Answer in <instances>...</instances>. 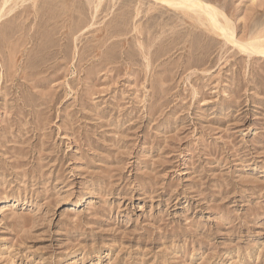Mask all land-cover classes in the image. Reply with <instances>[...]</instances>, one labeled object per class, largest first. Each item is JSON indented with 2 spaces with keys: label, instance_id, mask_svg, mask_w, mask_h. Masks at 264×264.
I'll list each match as a JSON object with an SVG mask.
<instances>
[{
  "label": "rangeland",
  "instance_id": "374dc122",
  "mask_svg": "<svg viewBox=\"0 0 264 264\" xmlns=\"http://www.w3.org/2000/svg\"><path fill=\"white\" fill-rule=\"evenodd\" d=\"M6 1L0 264H264V0Z\"/></svg>",
  "mask_w": 264,
  "mask_h": 264
},
{
  "label": "bare ground",
  "instance_id": "6f19581e",
  "mask_svg": "<svg viewBox=\"0 0 264 264\" xmlns=\"http://www.w3.org/2000/svg\"><path fill=\"white\" fill-rule=\"evenodd\" d=\"M101 1V0H100ZM164 5L175 9H184L193 13H197L205 17V19L213 26H216L228 40L235 42L233 37L232 22L222 14L218 8L212 4H208L202 0H158ZM8 3V0L5 4ZM4 14L0 15V19ZM220 17L224 22L220 21ZM236 44L242 46L247 52L253 54L264 55V37L253 38L248 42Z\"/></svg>",
  "mask_w": 264,
  "mask_h": 264
}]
</instances>
